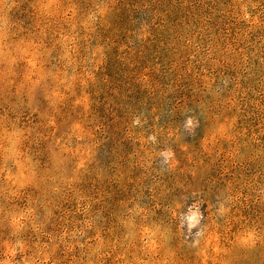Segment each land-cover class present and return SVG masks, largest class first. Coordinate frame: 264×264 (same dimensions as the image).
Here are the masks:
<instances>
[{"label": "rangeland", "instance_id": "rangeland-1", "mask_svg": "<svg viewBox=\"0 0 264 264\" xmlns=\"http://www.w3.org/2000/svg\"><path fill=\"white\" fill-rule=\"evenodd\" d=\"M0 264H264V0H0Z\"/></svg>", "mask_w": 264, "mask_h": 264}]
</instances>
